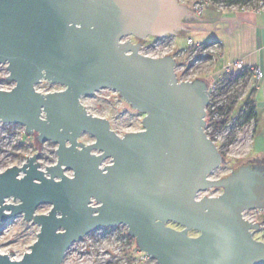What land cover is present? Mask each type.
Wrapping results in <instances>:
<instances>
[{"label": "water", "instance_id": "95a60500", "mask_svg": "<svg viewBox=\"0 0 264 264\" xmlns=\"http://www.w3.org/2000/svg\"><path fill=\"white\" fill-rule=\"evenodd\" d=\"M190 14L179 0H0V65L15 82L0 89V121L52 141L58 157L0 172V222L23 214L41 226L29 251L0 252V264H63L73 243L122 224L157 264H264L260 224L243 217L264 208V170L211 177L222 153L205 128L210 83L178 80L173 55L123 40L167 36ZM43 79L64 87L43 93ZM105 88L145 114L141 130L120 135L87 109L83 96ZM211 187L223 191L197 198Z\"/></svg>", "mask_w": 264, "mask_h": 264}, {"label": "rangeland", "instance_id": "374dc122", "mask_svg": "<svg viewBox=\"0 0 264 264\" xmlns=\"http://www.w3.org/2000/svg\"><path fill=\"white\" fill-rule=\"evenodd\" d=\"M185 1L179 0L180 3H184L191 9L192 0ZM128 38L133 42L138 39L142 43L149 44L144 52L150 53L154 57L174 55L177 61L176 73L179 80L201 77L210 83L214 81L213 75L217 74L218 76L221 72L222 64L216 62V52L210 51L206 45L194 46L198 40L194 31L179 29L161 38L158 45L155 43L158 37L153 35H149L145 39ZM191 38L193 42L190 41ZM183 50L186 52L182 53ZM203 54H208V56L203 57ZM224 73L215 81L217 94H219L222 103L227 105V108L234 102L236 106L225 128L214 133L217 136L221 133L217 139L220 143L222 141L218 145V149L222 153V164L211 172L213 179L227 177L244 165L264 170V79L257 82L253 75L247 78H233L230 80L231 84L226 86L223 81L229 78ZM63 87L62 84L43 79L37 88L42 92H49L50 90H60ZM253 90H255L254 100L258 115L250 122H245V116L239 115V112L242 110L243 102L252 96ZM83 99L92 114L108 118L111 121V128L115 132H125L134 127H143L145 114L134 108L118 91L105 88L93 95L84 96ZM93 139V136L87 132L81 136L83 142H91ZM56 148V144L52 141L39 143L35 133L26 134L25 126L22 124L8 126L0 121V172L8 166L22 164L30 155L37 152H41L40 162L41 167L44 168L56 162L58 158L55 152ZM222 191L221 187H211L203 193L217 195ZM8 202H14L13 198H9ZM50 209V204H43L36 209V213H47ZM253 213L260 224L254 233V238L264 241V208H257ZM168 224L177 229L180 228L174 222H168ZM40 228L41 226L33 220L27 221L23 214L10 219L7 223L0 222V252L15 259L21 258L25 252L31 249L30 246L37 239ZM189 234L195 235L196 232L190 230ZM137 250L136 240L129 237L126 225L100 228V230L90 232L78 242L73 243L64 257V264H126Z\"/></svg>", "mask_w": 264, "mask_h": 264}, {"label": "crops", "instance_id": "0c3cea01", "mask_svg": "<svg viewBox=\"0 0 264 264\" xmlns=\"http://www.w3.org/2000/svg\"><path fill=\"white\" fill-rule=\"evenodd\" d=\"M193 1L191 9L186 6L192 14L184 18V29L195 32L197 43L220 50L217 61L222 64L221 72L213 75L210 84H216L224 67L235 60L245 68L257 66L264 72V9L253 12L209 6L198 16L193 13Z\"/></svg>", "mask_w": 264, "mask_h": 264}, {"label": "built area", "instance_id": "2783aa9c", "mask_svg": "<svg viewBox=\"0 0 264 264\" xmlns=\"http://www.w3.org/2000/svg\"><path fill=\"white\" fill-rule=\"evenodd\" d=\"M209 6H216L219 9H231V10H235V11H238V10L249 11V10H251L253 12H259L261 9H264V0H256V1H253V2H251L249 4H239V3H237V4H230V3H227V2L225 3L224 1L194 0L193 1V12H194L195 15L200 16L204 12V10L206 8H208ZM163 37H165V36H160L155 41L156 45H158V42H160V39L163 38ZM126 39H129V38L126 37L123 40H126ZM190 41L193 42V40H190ZM200 45H202V46H205L206 45V46H208V49H210V51L216 52L217 58L219 56H221L219 49H217V50L216 49H212L211 48L212 46H210L208 44H203V43H195L194 44V46H200ZM194 46H192V47H194ZM185 52H186V50H183L182 53H185ZM142 53L145 54V55H148V56L150 55V53L149 54L146 53V52H142ZM202 56L203 57H206V56H208V54H203ZM244 68L245 67H244V65H243V63L241 61L235 60V61L230 62L228 65H226L224 67V71H225L224 74L226 75V77L229 78L230 76H235V75L239 74L240 71L242 69H244ZM246 68L253 71V74L252 75H253L254 79L257 82H259V81H261V80L264 79V72L259 67H257V66H251V67H246ZM8 75H9V69H7V63L1 64L0 65V89H2V90H4V89L5 90H10L15 85V82L7 79V76ZM177 76H178V74H177ZM185 80H194V79H192V78H186ZM229 84H231L230 81H228V83L226 84V86L229 85ZM210 85H211V91H210V102L208 104V108L210 106V110L214 112L213 113V118L214 119H219L221 117V114L218 111L219 106L224 105V106L227 107V105H225L224 103H222V100L219 99V94H217V84H210ZM37 87H38V84L36 86V89L38 90ZM50 91H55V90H50ZM43 93H48V91H45ZM231 97H232V95H231ZM83 98H84V96H83ZM83 98H82V102H84V99ZM208 108H207V111H208ZM4 124H6L8 126H11V125L12 126L20 125L19 123L13 124V123H7V122H5ZM142 128L143 127H139V128L138 127L137 128L134 127V128H131L130 130H126L125 132H117V133L120 134V135H124L127 132H130V131H139ZM205 128H206V132H207L208 136H210V137L212 136L211 139L214 140V142L216 143V145L218 147V145L222 143V141L220 143V141L217 139L220 136L221 133L219 134V136H217L216 134H214L217 130H215L213 124H210L209 126L206 125ZM25 133H26V128H25ZM106 163H109V160L106 161V162H104L101 166H103ZM68 173L71 174V172H68ZM203 192L204 191H200V193L197 194V198L198 199H200V197L206 195ZM212 195H206V196H212ZM217 195H219V194H217ZM93 204H96V203L94 202ZM253 212H254V209L246 210L245 212H243V217L246 220L248 219L251 222H257L256 216H255V214ZM118 226H123V224L122 225H118ZM126 264H157V260L154 259L147 252H144L143 250H141L138 247V250L135 252V254L133 256L130 257V260L127 261Z\"/></svg>", "mask_w": 264, "mask_h": 264}, {"label": "trees", "instance_id": "16d2710c", "mask_svg": "<svg viewBox=\"0 0 264 264\" xmlns=\"http://www.w3.org/2000/svg\"><path fill=\"white\" fill-rule=\"evenodd\" d=\"M213 1H224L225 3H230V4H249L253 1L256 0H213ZM253 71L249 70L247 68H244L240 71L239 74L235 75L234 77L230 78L228 80L223 81V84H227L228 81L232 80L233 78L235 79H240V78H247L250 75L252 76ZM222 83V81H221ZM256 90V88H255ZM255 90L252 91V96L248 97L244 102H243V107L242 110L239 112V115H243L245 116V122H250L251 120H253V118L258 115L257 114V105L255 103L254 100V96H255ZM235 102L231 103L230 107L227 108L226 106L222 105L219 106L218 111L221 114V117L219 119H214L213 118V111L210 110V106L208 108L207 111V115H206V124L207 126H209L210 124L214 125L215 130H222L223 128H225V126L227 125V123L229 122V120L231 119V115L232 113H234L235 111ZM212 137V136H211ZM129 237L134 239L130 234Z\"/></svg>", "mask_w": 264, "mask_h": 264}, {"label": "flooded vegetation", "instance_id": "af4514ba", "mask_svg": "<svg viewBox=\"0 0 264 264\" xmlns=\"http://www.w3.org/2000/svg\"><path fill=\"white\" fill-rule=\"evenodd\" d=\"M131 37H133V36H131ZM135 38V37H134ZM133 43H135V44H139V48H138V50L140 51V52H144V49L149 45V44H146V43H142L140 40H136V42H133ZM147 53V52H146ZM181 227V226H180Z\"/></svg>", "mask_w": 264, "mask_h": 264}]
</instances>
